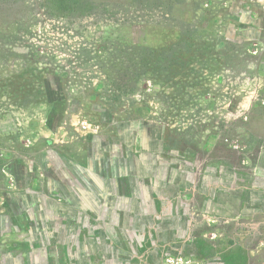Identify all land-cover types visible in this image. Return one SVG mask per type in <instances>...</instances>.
<instances>
[{
  "label": "rangeland",
  "instance_id": "374dc122",
  "mask_svg": "<svg viewBox=\"0 0 264 264\" xmlns=\"http://www.w3.org/2000/svg\"><path fill=\"white\" fill-rule=\"evenodd\" d=\"M82 1L0 0V264H264V0Z\"/></svg>",
  "mask_w": 264,
  "mask_h": 264
},
{
  "label": "crops",
  "instance_id": "0c3cea01",
  "mask_svg": "<svg viewBox=\"0 0 264 264\" xmlns=\"http://www.w3.org/2000/svg\"><path fill=\"white\" fill-rule=\"evenodd\" d=\"M140 194L143 195L145 200H152L153 194H151L150 191L142 190ZM136 206L138 207L135 209L137 211L139 210V213L142 212V214L147 213V215H149L148 213L151 212L152 217L148 220L149 222H141L136 225V229H133L135 233L131 230L126 231V235L128 236L131 245H126L121 251L124 255L128 253L132 256L129 264H142L144 259L146 258V260H148L151 257V254L153 255L155 251H158L159 249L160 251L163 249L166 250L171 242V237L176 238L178 241H183L186 229L183 225V221L175 216L177 214L176 211H168L167 214L164 215L161 223L157 222L162 217L161 212L157 211L158 209L155 204L151 202L150 205L142 206V204L138 203ZM189 237L191 238V235ZM148 242H151L149 246ZM125 250L127 252H125ZM47 258L48 256L45 257L46 261Z\"/></svg>",
  "mask_w": 264,
  "mask_h": 264
},
{
  "label": "trees",
  "instance_id": "16d2710c",
  "mask_svg": "<svg viewBox=\"0 0 264 264\" xmlns=\"http://www.w3.org/2000/svg\"><path fill=\"white\" fill-rule=\"evenodd\" d=\"M54 9L62 14L67 12H80L86 14L94 9V5L82 0H49Z\"/></svg>",
  "mask_w": 264,
  "mask_h": 264
}]
</instances>
